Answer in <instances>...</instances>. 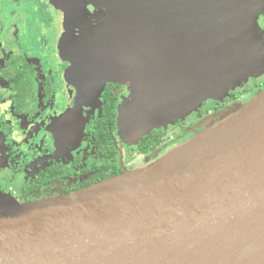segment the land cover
I'll return each mask as SVG.
<instances>
[{
	"label": "water",
	"instance_id": "water-1",
	"mask_svg": "<svg viewBox=\"0 0 264 264\" xmlns=\"http://www.w3.org/2000/svg\"><path fill=\"white\" fill-rule=\"evenodd\" d=\"M57 1L71 83L88 102L128 84L130 137L264 72V0ZM222 112L153 163L71 194L0 190V264H264V89Z\"/></svg>",
	"mask_w": 264,
	"mask_h": 264
},
{
	"label": "flooded vegetation",
	"instance_id": "flooded-vegetation-1",
	"mask_svg": "<svg viewBox=\"0 0 264 264\" xmlns=\"http://www.w3.org/2000/svg\"><path fill=\"white\" fill-rule=\"evenodd\" d=\"M64 22L57 0H0V190L18 201L68 195L153 163L200 131L207 114L233 105L239 92L263 89L254 81L167 130L124 137L117 118L130 86L107 81L92 102L81 98L59 48ZM258 23L264 31V13ZM52 55L57 66L47 62Z\"/></svg>",
	"mask_w": 264,
	"mask_h": 264
},
{
	"label": "rangeland",
	"instance_id": "rangeland-1",
	"mask_svg": "<svg viewBox=\"0 0 264 264\" xmlns=\"http://www.w3.org/2000/svg\"><path fill=\"white\" fill-rule=\"evenodd\" d=\"M261 28V27H260ZM31 37L33 38V41H31V44L33 45V46H37L36 44H35V42H36V36H34L33 37V35H31ZM20 41V40H19ZM47 62H49V64L50 65H52V66H57V60L55 59V56H48V59H47ZM259 80V81H258ZM254 81H258V82H256V84H257V86L258 85H261L262 87H263V89H264V72H261V73H259V74H257V72L255 73H249V74H247V75H245V76H243L241 79H239L237 82V84L236 85H233V87L232 88H229L228 90H226L227 91V94H229L230 95V93H232V92H234V91H237V90H239V89H243L244 87H247V86H249V87H251L250 85L252 84V82H254ZM254 88H256V86H254ZM254 90L252 89V91L251 92H249V93H243V92H239V95H238V98L236 99V101H234V104H245V103H247V102H249L251 99H252V97L254 96V95H256L257 93H255L254 94V92H253ZM226 93V92H225ZM212 100H214L215 101V99L213 98V96H211V97H207V98H205L204 99V101H203V103H202V106L204 105V104H206L207 102H210V101H212ZM227 108V107H226ZM223 110H219V111H215V113H213V115H214V121H219L220 119H222V117L226 114V113H223L222 112ZM191 113H193V111L191 112L190 111V113H187V114H184V117H183V119L184 118H186L187 116H190L191 115ZM208 115H210V114H207L205 117H208ZM118 119H119V116H118V118H117V125H118V128H119V132H120V134L121 135H123L124 137H127L126 135V133L125 132H123L122 131V129H121V127H120V124H119V122H118ZM179 120H182V119H179ZM178 120V121H179ZM178 121H176V122H174V123H170V124H167V125H164V126H161V127H159V128H163V129H165V130H167L168 129V127L170 126H172V125H174V124H176ZM190 121V120H189ZM166 134V133H165ZM167 136H169V133L167 132V134H166ZM136 138V137H135ZM188 140V139H187ZM179 145V144H178ZM177 146V145H176ZM175 147V145H173L171 148H174Z\"/></svg>",
	"mask_w": 264,
	"mask_h": 264
}]
</instances>
